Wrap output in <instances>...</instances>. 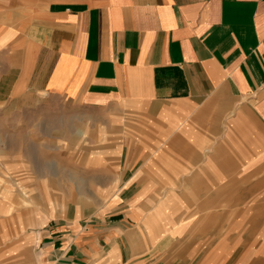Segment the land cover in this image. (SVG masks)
Instances as JSON below:
<instances>
[{"label": "crops", "instance_id": "1", "mask_svg": "<svg viewBox=\"0 0 264 264\" xmlns=\"http://www.w3.org/2000/svg\"><path fill=\"white\" fill-rule=\"evenodd\" d=\"M0 79L89 114L92 195L0 264H264V0H0Z\"/></svg>", "mask_w": 264, "mask_h": 264}, {"label": "rangeland", "instance_id": "2", "mask_svg": "<svg viewBox=\"0 0 264 264\" xmlns=\"http://www.w3.org/2000/svg\"><path fill=\"white\" fill-rule=\"evenodd\" d=\"M0 79V239L2 248L22 242L47 208H60L71 197L86 201L85 156H73L88 128L82 115L70 114L49 97L9 95ZM88 119V118H87ZM85 120V119H84ZM72 192V193H70ZM243 249V263H249ZM262 264V263H259Z\"/></svg>", "mask_w": 264, "mask_h": 264}]
</instances>
